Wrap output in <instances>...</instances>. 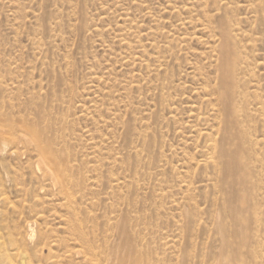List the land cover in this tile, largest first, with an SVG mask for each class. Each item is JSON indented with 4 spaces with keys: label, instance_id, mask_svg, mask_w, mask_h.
Segmentation results:
<instances>
[{
    "label": "rangeland",
    "instance_id": "374dc122",
    "mask_svg": "<svg viewBox=\"0 0 264 264\" xmlns=\"http://www.w3.org/2000/svg\"><path fill=\"white\" fill-rule=\"evenodd\" d=\"M237 1L227 6L228 17L242 19L241 27L246 30L254 18L249 11L251 0ZM114 2L0 0V196L7 200L0 210L9 216L8 223L14 221L21 229L32 211L41 210L33 203L35 197L51 201L43 210L47 211L42 216L46 224H35V231L48 229L54 239L63 234L50 216L66 220L75 217L104 258L114 252L116 243L129 240L135 251L132 258L138 264L231 263V250L222 249L221 237L212 223L218 219L224 224L229 219L217 209V188H205L207 183L202 182L211 177L205 175L211 170L191 176L195 169L192 160L197 155L188 116L191 108H198L205 99L203 93L195 92L201 81L194 68L205 67L202 79L214 77L213 69L208 70L207 55L217 41L209 38L208 30L196 27L205 24L201 7L204 0ZM209 2L206 14L216 18L224 1ZM184 21L194 22L181 25ZM185 31L191 35L186 37ZM256 32L254 37L260 30ZM119 38L127 43L119 44ZM143 51L147 56L142 55ZM256 54V80L263 91L264 44H258ZM132 56L144 59L146 64L139 68L137 60L131 67L123 66L132 61ZM154 56L161 61L160 69H156L159 63H155ZM262 101L264 106V98ZM30 127L44 130L42 135L57 148H64L61 159L70 162L76 183L73 189L80 191L71 199L69 209H59L62 196H56L55 189L40 190L48 182L37 166L34 145L17 138L20 131ZM4 137L9 139L6 146L2 145ZM138 162L140 167H135ZM184 177L193 179L189 181L197 188L190 195L192 201L184 199L188 182ZM117 178L124 179L121 185L112 182ZM58 180L62 182L64 177L60 175ZM178 203H185L184 207ZM14 208L24 214L17 218ZM229 231L232 237L237 235L235 228L226 233ZM246 250L243 264H255ZM123 264L136 262L125 260Z\"/></svg>",
    "mask_w": 264,
    "mask_h": 264
},
{
    "label": "bare ground",
    "instance_id": "6f19581e",
    "mask_svg": "<svg viewBox=\"0 0 264 264\" xmlns=\"http://www.w3.org/2000/svg\"><path fill=\"white\" fill-rule=\"evenodd\" d=\"M209 1L214 2V0H204V3L202 4L203 6H201L205 10L203 14V16L206 18L205 24H197L196 27L200 26L201 30H208L209 38H217V41L213 42V46L209 48L210 55H207V58L211 59H209L208 62V70L209 68L213 69L214 77L202 79L204 75L203 70L205 69V67L203 66L202 68H200L195 66L194 71L198 72V76L200 77L201 81L200 84H197L198 87L196 88L195 92L203 93L205 99L200 102L201 106H198V108H191V114L188 116L191 121V125L189 126L190 134H194L192 136V138L194 137V141H192L193 147L197 155V159L192 160L195 161L193 165L195 169L192 172L191 176L196 177L203 171L208 172L209 169L211 170L209 174L205 173V175H211V177H205L206 181H204V178L202 182L207 183V186L205 188H217L216 190L218 191H214L218 192L219 194L217 200L215 199L217 209L221 214L227 216L229 221H231V224L228 223L229 225L227 224V222L229 221H226L224 224L218 219L212 221L215 230H217V233L221 237V245L223 244L222 246H224L222 247V249L226 248L229 249V251L231 250V256L233 257L232 259H229L231 260V263L236 264L237 260L238 264H243L244 249H248L250 252L249 255L252 256L251 258H253L251 260H253L255 264H263L264 106L262 99L264 98V90L262 91L259 86V79L256 80V70H258L259 68V62L257 63L256 48L258 44H264V0H251V4L249 5V11L250 13L254 14V18L253 21L250 22V25L247 26L246 30H244L245 28L243 29L241 27V23L243 21L242 19H229L228 17L229 13L227 12V6L230 4L236 5L235 1L237 0H223L224 2L222 3V6L220 4L221 7L218 9V15L216 18L206 14V9H208L207 4ZM110 2H107V4ZM115 2H117V0H115ZM209 3L211 4V2ZM181 9L188 11L187 7H182ZM219 12L222 15H219ZM197 14L199 15V13ZM185 18L188 19L187 17ZM193 22L194 21H188L185 23H181V25L192 24ZM211 25L214 26L212 27ZM134 28L135 27L131 29ZM258 29L260 30V34L259 36L254 37V34L257 33L256 31H258ZM124 32L127 33V31L125 30ZM130 32L129 36H131ZM155 35H158V33ZM185 35L187 37V35L189 36L191 34L187 33ZM146 36H149V34H147ZM179 38L180 37H178V39ZM198 38H200V36ZM242 40H246V42H248L249 44H243ZM118 41L119 44L127 43L126 41L123 42V38H119ZM199 41H201V39ZM141 42L144 41L141 40ZM134 43L133 45H135ZM215 43L217 44L215 45ZM130 48H132V46H130ZM140 48L142 50V47ZM145 53L146 51L142 55H145ZM169 55L170 54H168V56ZM125 56L127 58V55ZM129 56L130 55H128V57ZM145 56H147V53ZM145 56H143L142 58H144ZM150 59L151 58H149V60ZM137 60L139 63V68H142L144 64H146L144 59H134L132 56V61L126 62L125 64H123V66L131 67ZM153 60H155V63H159L158 67L155 65L156 69H160L162 66L160 63V59L158 57H155L153 58ZM152 72H157V70H152ZM130 78H132V76ZM141 79L143 78H140V81ZM102 80L103 79H101V81ZM111 81L115 80L111 79ZM196 81H199V79H197ZM212 83L213 85H211ZM128 86L130 87V85ZM137 87H139V85H137ZM250 88L253 89V92H250L252 89L248 91V89ZM125 93L129 94V92ZM99 106L101 107V105ZM94 110L96 109L94 108ZM120 121L122 122V119ZM121 122L119 124H122ZM50 125L51 124L49 123L48 126L50 127ZM107 125L108 124H106V126ZM43 131H40L37 127H30L27 128L26 132L20 131V135L17 138L21 142L28 144V146L34 145L33 149L37 153L38 158L37 166L39 167V171L41 172L45 181L48 182V184H42L40 186V190H46L47 188H50V190L55 189V195L62 196V198L58 200L57 206L59 207V209H69L73 205L71 199L74 197L75 194L80 192L78 191V189H73L75 186L74 184L76 183L71 175L72 166L69 165L70 162H68L67 160L66 162H64L61 159V154H64V148H57V145L52 143L51 139L47 138L45 135H42ZM40 135L42 136L40 137ZM8 141V137H4L2 145L6 146ZM26 150L32 151L30 148H26ZM117 161L119 162L118 159ZM139 162L142 161L140 160ZM136 166L140 167V164H135V167ZM60 175L64 177V181L62 182L58 180ZM186 176H188V174H186ZM184 178L188 181L185 182L184 185L185 193H187V196L184 199H189L192 201L193 197L190 195H192L194 190L196 191L197 188L193 187L194 183H192V181H189L193 179H189L186 177ZM1 180L4 183L3 177L1 178ZM121 180L124 179L117 178L114 179L112 182L118 186L119 184L121 185ZM135 181L136 179L134 180V182ZM205 188L203 190L206 191ZM6 201L7 200L5 196H0V205H4ZM50 202L51 201L45 200L44 198L35 197L33 203L35 206L41 207V210H34L31 212V215L29 217L25 218V220L22 219L23 226L21 229L18 228L17 223H15L14 221L13 224L8 223L9 216L5 212H3V209V211L0 210V264H116L118 259H120L119 264H123L125 260H134L136 264H138L136 261L137 259L132 258V254H135V251L128 243L129 240H125L123 243L120 242V245L116 243L114 247V252H111L105 258L102 257L100 247L95 242L90 241L85 236L83 232L82 222L77 221L75 217H73L72 220H66L62 219L60 216H57L55 214H52L50 216L53 219L52 221H55V223L58 222L57 229L62 232V236L57 233L58 236H55L54 239H51L48 229H42L36 232L34 228L35 224L39 222L42 224H46L45 222L47 220L42 216L46 214L47 211H45L44 213L43 210L44 208H46V206H50ZM185 203H178V205L182 204V207ZM218 204H220V207H218ZM57 206L56 208H58ZM7 207L8 205L6 206V208ZM6 208L5 211L7 210ZM48 209L49 208H47V210ZM48 211H50V209ZM12 212L18 215L17 218H20L22 214H24L23 212L15 211V208L14 210H12ZM180 212L182 213V210ZM11 215L10 217L13 218V216ZM194 216L192 218H194ZM184 219L185 218H183V220ZM188 225H190V223H188ZM225 225L229 230L235 228L237 235L232 237L230 231L229 234H227L226 231L228 232V229L226 230L225 228L226 231L223 230ZM123 227L125 228V226ZM223 231L225 232V234ZM126 237L127 236L125 235V239ZM120 240H124L123 237L122 239L120 238ZM121 245L124 246L123 249H121ZM232 246L234 248H232ZM225 250H222V252L225 253ZM223 254H221V258L224 257L226 253L224 254V256H222ZM229 254L230 253H228V256ZM231 263L228 262L227 264ZM221 264L226 263L222 262Z\"/></svg>",
    "mask_w": 264,
    "mask_h": 264
}]
</instances>
